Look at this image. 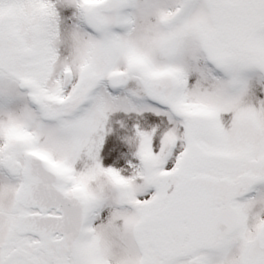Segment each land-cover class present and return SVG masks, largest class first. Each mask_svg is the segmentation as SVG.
<instances>
[{
  "label": "snow or ice",
  "instance_id": "1",
  "mask_svg": "<svg viewBox=\"0 0 264 264\" xmlns=\"http://www.w3.org/2000/svg\"><path fill=\"white\" fill-rule=\"evenodd\" d=\"M0 264H264V0H0Z\"/></svg>",
  "mask_w": 264,
  "mask_h": 264
}]
</instances>
